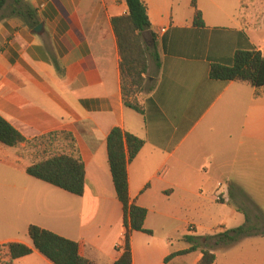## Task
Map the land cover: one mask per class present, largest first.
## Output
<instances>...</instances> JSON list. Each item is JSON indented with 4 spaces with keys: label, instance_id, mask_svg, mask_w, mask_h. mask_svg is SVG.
I'll use <instances>...</instances> for the list:
<instances>
[{
    "label": "crops",
    "instance_id": "crops-1",
    "mask_svg": "<svg viewBox=\"0 0 264 264\" xmlns=\"http://www.w3.org/2000/svg\"><path fill=\"white\" fill-rule=\"evenodd\" d=\"M24 1L34 26L0 18V115L27 140L44 137L35 153L26 142H0V190L9 196L0 200V244L33 247L34 224L76 241L91 264L118 258L122 209L106 154L114 126L143 140L127 163V184L151 233H130L131 264H199L206 236L242 224V209L264 213V85L209 76L212 63H228L237 49L253 46L264 57V0H195L203 26L193 24L191 0H142L153 32L144 39L157 55L134 94L142 113L124 105L121 90L111 18L127 14L125 0ZM50 133L67 135L62 152L77 150L81 195L25 172L49 156ZM249 237L262 239L264 253V234ZM239 242L217 246L212 264ZM13 264L53 263L33 249Z\"/></svg>",
    "mask_w": 264,
    "mask_h": 264
},
{
    "label": "trees",
    "instance_id": "trees-1",
    "mask_svg": "<svg viewBox=\"0 0 264 264\" xmlns=\"http://www.w3.org/2000/svg\"><path fill=\"white\" fill-rule=\"evenodd\" d=\"M128 12L125 15L113 16L111 23L116 36L120 56V81L125 106L142 113L143 109L135 98L136 91L143 88L147 72L148 59L157 60L154 51L143 43V35L153 32L146 12V5L142 0H125ZM194 8L193 24L203 26L201 11L196 7L195 0H191ZM0 18L8 15L20 17L29 26L37 23L36 12L24 0H0ZM209 76L220 80L247 81L254 87L264 85V57L259 50L251 46L237 49L228 63L214 62L210 65ZM54 134L50 133L49 136ZM44 136L34 137V140ZM15 127L0 115V142L15 146L21 142H28ZM143 140L136 135L123 130L119 126L112 127L106 137V154L112 184L117 200L122 209L123 245L121 254L112 264H131L129 236L132 231L151 233L143 227L146 209L138 206L128 195L127 163L141 148ZM25 172L39 180L54 185L68 193L81 195L84 189V165L77 152L72 147L71 152L55 153L37 162L29 164ZM254 213H244V222L236 227L205 237L206 243L201 249L199 264H212L215 260L213 248L228 246L242 237L264 234V213L253 205ZM27 235L33 247L21 242H6L0 247L6 249L7 258L0 264H13L14 259L29 254L33 249L48 258L53 264H91L78 253V243L63 237L53 231L30 224ZM186 240L197 241L196 237H186ZM196 249L191 245L187 249L171 253L164 260L176 254H184Z\"/></svg>",
    "mask_w": 264,
    "mask_h": 264
},
{
    "label": "rangeland",
    "instance_id": "rangeland-1",
    "mask_svg": "<svg viewBox=\"0 0 264 264\" xmlns=\"http://www.w3.org/2000/svg\"><path fill=\"white\" fill-rule=\"evenodd\" d=\"M8 2H10L11 0H7ZM8 11V8H5L4 10L0 11L1 13H5ZM145 36L147 37V34H144L142 37L143 39V43L147 45L146 43V39ZM148 41V39H147ZM150 46V45H149ZM155 68L153 66V62L152 59H148V66H147V72L145 74V78L149 75V74H153ZM146 86V83L144 82L143 87ZM142 90V89H140ZM138 90V91H140ZM136 91V92H138ZM47 138V152L48 155H52L55 153H62V151H65L66 145L70 142H67L68 137L66 134H61V133H57L55 135L46 137ZM42 142V140H34L31 139L29 140L27 144V147L29 148L28 151H32V153L38 152L40 150V147H37L38 143ZM9 200V196L8 193L3 192L2 190H0V200ZM242 237L241 239H239L238 241L241 240V242H239V244L224 250L222 252H218V264H227V263H249V264H264V253H262L261 248L260 247H256L257 244L262 243V239L261 238H255V237ZM261 240V241H260ZM238 241L234 242L237 243ZM232 243V244H234ZM230 244V245H232ZM228 245V246H230ZM221 247H226V246H221ZM217 247H214V249H216ZM6 257V249L4 247H0V261H5ZM263 260V261H262Z\"/></svg>",
    "mask_w": 264,
    "mask_h": 264
},
{
    "label": "water",
    "instance_id": "water-1",
    "mask_svg": "<svg viewBox=\"0 0 264 264\" xmlns=\"http://www.w3.org/2000/svg\"><path fill=\"white\" fill-rule=\"evenodd\" d=\"M40 27H41V24L38 23V24L34 27V29L37 30V29L40 28Z\"/></svg>",
    "mask_w": 264,
    "mask_h": 264
},
{
    "label": "built area",
    "instance_id": "built-area-1",
    "mask_svg": "<svg viewBox=\"0 0 264 264\" xmlns=\"http://www.w3.org/2000/svg\"><path fill=\"white\" fill-rule=\"evenodd\" d=\"M220 199H221L220 195L217 194V195H216V200H220ZM189 228L191 229V227H189Z\"/></svg>",
    "mask_w": 264,
    "mask_h": 264
}]
</instances>
